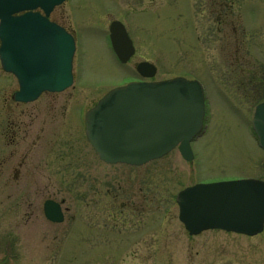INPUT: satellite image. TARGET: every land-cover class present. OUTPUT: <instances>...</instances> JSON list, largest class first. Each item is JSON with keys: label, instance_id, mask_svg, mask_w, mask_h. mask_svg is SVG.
Segmentation results:
<instances>
[{"label": "rangeland", "instance_id": "rangeland-1", "mask_svg": "<svg viewBox=\"0 0 264 264\" xmlns=\"http://www.w3.org/2000/svg\"><path fill=\"white\" fill-rule=\"evenodd\" d=\"M138 1L70 0L69 22L78 34L72 86L43 94L33 103L14 104L9 98L16 80L0 68V121L6 125L12 114L35 115L33 130L45 127L50 134L66 127L74 110L71 123L86 160L80 177L94 174L99 181L111 180L113 189L118 183L126 194L132 193L134 201L142 203L139 224L136 219L93 217V210L106 211L110 204L104 192L93 197L83 185L78 200L63 203L64 222L48 223L42 213L40 179L31 187L24 180L13 183L6 160L10 147L2 143L0 262L7 257V264H264V229L252 237L218 230L189 236L177 219L174 201L176 192L191 184L264 177V152L250 130L254 106L264 100V0H224L227 6L220 16L211 13V0H154L144 13L141 5L153 0ZM112 19L125 23L135 47L127 65L116 60L105 35ZM140 61L156 66L155 81L184 77L202 83L205 125L190 144L192 162L174 149L136 169L105 165L87 144L84 110L109 90L136 80L134 66ZM53 99L60 103L55 122ZM26 189L29 195L18 199ZM68 196L72 198L71 191ZM114 227L139 234L126 246L106 232ZM58 240L61 245L52 247Z\"/></svg>", "mask_w": 264, "mask_h": 264}, {"label": "water", "instance_id": "water-1", "mask_svg": "<svg viewBox=\"0 0 264 264\" xmlns=\"http://www.w3.org/2000/svg\"><path fill=\"white\" fill-rule=\"evenodd\" d=\"M63 0H0V63L15 75L18 102L35 100L42 92H60L72 83V37L37 14ZM118 60L126 62L133 47L121 23L109 27ZM136 71L152 77L155 67L137 64ZM204 98L197 81L174 78L154 83H130L114 89L85 115L86 134L106 163L144 164L177 146L182 158L192 159L190 141L200 132ZM252 128L264 149V102L256 106ZM179 220L190 235L221 229L253 236L263 229L264 182L253 179L196 184L177 194ZM45 217L63 220L58 204L44 203Z\"/></svg>", "mask_w": 264, "mask_h": 264}, {"label": "flooded vegetation", "instance_id": "flooded-vegetation-1", "mask_svg": "<svg viewBox=\"0 0 264 264\" xmlns=\"http://www.w3.org/2000/svg\"><path fill=\"white\" fill-rule=\"evenodd\" d=\"M68 1L70 0H67L63 4L55 6L47 14H45V12L40 8L35 9L34 12L45 16L49 22L65 29L75 37V29L69 22V12L66 9ZM140 1L142 2V0ZM153 3L154 0L151 2L144 1V3L141 5L142 13H144V9L146 7ZM125 4L128 6L127 2ZM209 4L211 13H215L217 16L223 15V9H225L227 6L224 0H211V2L209 1ZM213 9L215 12L212 11ZM108 14L110 13L105 12L106 16ZM14 104L19 103L14 102ZM59 104L60 103L58 102V100L55 99H53L52 104H50L52 107V122L58 121L56 112L59 110ZM34 116L35 115L29 114H12V116L7 119L6 125L2 124V122L0 121V146L3 145L2 143H4L10 147V151L8 152L6 160L11 163L9 172L11 171L12 173V182L20 183L22 180H24V185L31 187L32 185H34L35 179L37 180V178H39L41 183L39 185L42 186H40V195L42 201L59 202L61 206L65 201L73 199L78 200L80 198L79 188L81 185H83L86 187V191L90 192L93 197L97 195L100 196V193L104 192L105 195H102L107 198V204H110L109 209L106 211H100L98 209L93 210V217L98 218L99 216H101L103 218H129L136 219L135 221H137L136 223H138V218H140L144 212L142 203H137L136 201H134L136 197L131 196L132 193L128 192L126 194L125 190H123L118 183L116 184L117 187L113 189L112 187L114 183H112L111 180H108L106 183L103 181H99L94 174L89 175L88 177H84L81 175L80 177L81 166H84L86 164V160L84 158H81V154L79 153L80 150L78 149L80 136L77 132V129L74 128V124L71 123L72 121L75 122V111H72L66 127L61 126L59 130L52 131L50 134L45 131V127L33 130L32 121H35ZM87 144L89 145L88 142ZM131 168L136 169L139 167ZM262 179H264V177ZM127 184L128 183L126 182L123 184V186L126 187L125 185ZM51 185L63 187V190L61 188H56V190H53V188H49L51 187ZM102 185L104 186L103 190L100 189ZM129 188L133 192L131 186H129ZM50 189H52V191H50ZM27 191L28 189L24 190V195L19 194L18 199L20 198L21 200L23 197L29 195ZM70 191L72 193V198L68 196ZM124 195L125 200H122V197ZM73 217L74 216H72V219ZM74 222L75 221H72V223ZM125 223L126 222L122 224ZM114 229L115 230H110L109 228L110 231L107 230L106 232L113 233L117 235L121 240L123 239V244H125L126 246L133 244L135 242L133 238H135L137 234H139L138 231H135L134 233L133 231L127 232V228L123 229L114 227ZM64 233L65 232H62V234ZM55 238H58L57 235L55 236ZM128 239L132 241L128 242ZM61 243L62 242L58 240L56 243H51L53 244L51 246L59 247Z\"/></svg>", "mask_w": 264, "mask_h": 264}]
</instances>
